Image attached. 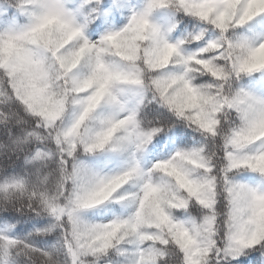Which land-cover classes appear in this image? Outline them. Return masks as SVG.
Returning a JSON list of instances; mask_svg holds the SVG:
<instances>
[{
  "label": "clouds",
  "instance_id": "9594fccd",
  "mask_svg": "<svg viewBox=\"0 0 264 264\" xmlns=\"http://www.w3.org/2000/svg\"><path fill=\"white\" fill-rule=\"evenodd\" d=\"M61 2L37 28L0 0L29 73L0 64L8 264H264V16L158 0L149 37L155 0Z\"/></svg>",
  "mask_w": 264,
  "mask_h": 264
},
{
  "label": "snow or ice",
  "instance_id": "6c2138e0",
  "mask_svg": "<svg viewBox=\"0 0 264 264\" xmlns=\"http://www.w3.org/2000/svg\"><path fill=\"white\" fill-rule=\"evenodd\" d=\"M158 0H155L154 4H150L148 9L138 17H134V24H139L141 27H146V35L149 37L154 36L156 33L160 31L159 27L148 25L147 16L152 7L156 6ZM20 11L24 14L28 15L32 18L36 27L39 28L41 26L40 22L46 20L48 18H52L58 22V26L64 25L67 26L69 24L68 13L65 11L61 0H31V7H39L40 12H34L31 10L29 3L27 0H19L18 4ZM247 8L253 15V17L264 16V0H247ZM208 11H211V7H209ZM4 12V8L0 5V14ZM205 15L208 14L206 11ZM127 31V30H126ZM123 38L122 33H110L104 39L109 43H117L119 40ZM20 39L17 34V30L11 26L4 30H0V64L3 65L4 69L8 71V74L11 78L10 86L14 91L17 92L19 96V89L22 86V79L18 80L17 74L23 73L24 77H27L29 73L27 72L26 67L23 64H13L11 60L15 54L16 50V42ZM6 115L0 113V119H8ZM71 130L65 135L70 136ZM257 223L261 226H264V216L257 218ZM11 225H6L3 228H0V232L12 231ZM12 246L11 241L5 242L3 245H0V264H8L9 261V249ZM137 264H139V258L137 257Z\"/></svg>",
  "mask_w": 264,
  "mask_h": 264
}]
</instances>
